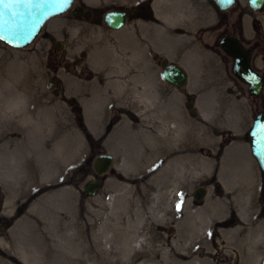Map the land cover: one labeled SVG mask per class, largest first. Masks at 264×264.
Masks as SVG:
<instances>
[{
    "label": "rangeland",
    "instance_id": "1",
    "mask_svg": "<svg viewBox=\"0 0 264 264\" xmlns=\"http://www.w3.org/2000/svg\"><path fill=\"white\" fill-rule=\"evenodd\" d=\"M148 1L152 16L119 31L69 11L25 49L0 44V260L27 240L58 255L54 244L66 234L70 245L55 264L86 256L91 241L96 260L109 264L132 230L128 249L153 256V264H264V175L248 136L264 94H246L218 44L230 20L229 34L261 45L264 9L253 14L237 0L222 21L205 0L74 6L104 13ZM152 54L181 67L187 87L166 84L162 58ZM253 55L264 72V47ZM100 154L114 164L87 197L83 185L97 178ZM198 187L206 191L201 202L193 197ZM115 263L129 264L124 254Z\"/></svg>",
    "mask_w": 264,
    "mask_h": 264
},
{
    "label": "water",
    "instance_id": "2",
    "mask_svg": "<svg viewBox=\"0 0 264 264\" xmlns=\"http://www.w3.org/2000/svg\"><path fill=\"white\" fill-rule=\"evenodd\" d=\"M76 0H4L0 3V43L15 49L22 50L30 46L40 34L42 28L49 19L61 16L67 12L77 19L90 21L92 11L84 10L82 6H74ZM211 2L219 11H226L233 7L236 0H205ZM249 9L259 12L264 7V0H249ZM135 8L124 11L112 10L103 16L97 13V19H102L104 26L110 30L122 29L128 18L134 17ZM61 44L56 43V50L61 49ZM220 48L229 57L234 59L233 74L242 83L248 85L250 95L257 97L263 90L264 80L257 74L250 65L251 54L239 40L232 36H225L220 41ZM157 59V56H155ZM163 80L177 88L183 89L187 85V77L184 70L178 66L168 64L162 60ZM54 85L50 83L49 87ZM54 95L59 93L54 90ZM186 108L190 117H195L197 112L193 103L188 101ZM250 147L259 168L264 172V113L259 114L249 131ZM114 163L113 156L101 154L93 161V170L97 178L87 181L83 190L87 197H94L101 189L102 182L98 177L111 171ZM206 194L204 188L199 187L193 192L196 202H201Z\"/></svg>",
    "mask_w": 264,
    "mask_h": 264
},
{
    "label": "bare ground",
    "instance_id": "3",
    "mask_svg": "<svg viewBox=\"0 0 264 264\" xmlns=\"http://www.w3.org/2000/svg\"><path fill=\"white\" fill-rule=\"evenodd\" d=\"M84 8V7H83ZM85 10V9H84ZM60 17V16H58ZM73 17V16H72ZM74 18V17H73ZM53 19V18H51ZM49 19V21L51 20ZM75 19V18H74ZM92 20V18H91ZM48 22V21H47ZM10 106V105H9ZM133 107H136L135 104L132 103ZM138 111V110H137ZM13 111H11L12 113ZM22 115V114H21ZM24 166H21V169H23ZM60 171L64 169V167L59 168ZM4 173L3 171H1ZM25 172V171H24ZM129 233H125V245L121 248H115V250L112 253L113 256H116L117 258L112 261H109V264H116V260L120 256V254H124L125 257L128 259L129 264H153L154 257L151 255H145L141 256L140 254L133 252L132 250H129L127 247L128 241H130L133 238V234H135V231L132 232V230H128ZM44 233V232H42ZM63 240L65 242L57 244L55 243L54 246L57 247L59 250L58 255L55 254L52 250V248L45 246V248H41V246L38 243L33 242L32 240H27L26 242H23L20 244L17 248V252L15 254L8 255L7 259L8 261L0 260V264H55V260L57 258L64 259V253L63 249L67 248L69 246V238L68 235L64 234ZM45 241H49V237L44 236ZM95 243L93 241L90 242V248L91 251L87 253L86 256H78L73 257V259L68 258V262L70 264H85L87 261L94 262L95 264H103V262L96 260V251L94 248ZM96 246V244H95ZM11 252V251H10Z\"/></svg>",
    "mask_w": 264,
    "mask_h": 264
},
{
    "label": "flooded vegetation",
    "instance_id": "4",
    "mask_svg": "<svg viewBox=\"0 0 264 264\" xmlns=\"http://www.w3.org/2000/svg\"><path fill=\"white\" fill-rule=\"evenodd\" d=\"M247 2H248V0H247ZM247 5H248V4H247ZM248 8H249V7H248ZM135 9H136V11H135V15H134L133 18H136V19H142V20H148L149 17L147 18L146 15H148V16L151 15V16H152V12H151V10H150V3H149V1H148V2H141V3H138V4L136 5ZM235 9H236V7H235ZM235 9H234V10H235ZM263 9H264V8H263ZM249 10H250V9H249ZM232 12H233V11H232ZM250 12H251V10H250ZM229 13H231V10H228V11H226V12H224V13L219 12V14L221 15V20H222V21H223V20L225 21L226 18L228 19L227 14H229ZM251 13H252V12H251ZM259 14H262V13H259ZM248 15H249V14H248ZM239 16H241V13L239 14ZM251 16L255 17V15H251ZM93 18H95V13H94V12H93L92 19H93ZM224 25H225V28H226L228 31L224 32L225 34H224L222 37H224L225 35H228L229 33H232V32H233V29L235 28L233 23H232V25H231L230 20H228V22H227L226 24H224ZM253 28H254V31H255V35H257V33L259 34L260 32H261V34H262L261 27L258 25V21H257L255 18H253ZM238 40H239V39H238ZM239 41H240V40H239ZM240 42H241V41H240ZM260 42H263V43L260 45L258 41H255L253 47H246V46H244V47H245V49H246L247 51H249L250 54H251V60H250L251 68H252L257 74H259V76H260L261 78H263V80H264V72H262V71L258 70L257 68H255V67H254V64H253V59H254L253 50H254V48L259 47V48L262 50L263 47H264V39H263V38H262V39L260 38ZM226 57H227V56H226ZM151 58L154 59V55H153V54L151 55ZM230 59H231V58H230ZM233 66H234V62H233V59H232V66H231V72H232V75H233V77H234L239 83H241V84L244 86V89H245V91H246V94H247L250 98H260V97L262 96V94H264V86H263V90L261 91V93H260L257 97H251V96H250V93H249V90H248V85L242 83L241 81H239V80L234 76V74H233ZM261 112H264V100H263V99H262V102H261V104H260V110H257V115H258L259 113H261ZM262 175H264V173H262ZM259 198L261 199V202L264 201V189H261V190H260V197H259Z\"/></svg>",
    "mask_w": 264,
    "mask_h": 264
},
{
    "label": "trees",
    "instance_id": "5",
    "mask_svg": "<svg viewBox=\"0 0 264 264\" xmlns=\"http://www.w3.org/2000/svg\"><path fill=\"white\" fill-rule=\"evenodd\" d=\"M74 111H75L76 115H79L80 114V111L77 110L75 107H74Z\"/></svg>",
    "mask_w": 264,
    "mask_h": 264
},
{
    "label": "snow or ice",
    "instance_id": "6",
    "mask_svg": "<svg viewBox=\"0 0 264 264\" xmlns=\"http://www.w3.org/2000/svg\"><path fill=\"white\" fill-rule=\"evenodd\" d=\"M0 3H4V0H0ZM177 210H179V205L177 206Z\"/></svg>",
    "mask_w": 264,
    "mask_h": 264
}]
</instances>
